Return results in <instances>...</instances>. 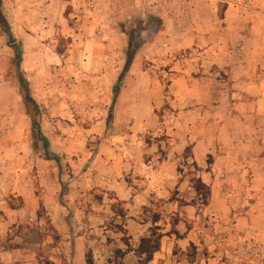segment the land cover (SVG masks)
I'll return each mask as SVG.
<instances>
[{
  "label": "rangeland",
  "instance_id": "obj_1",
  "mask_svg": "<svg viewBox=\"0 0 264 264\" xmlns=\"http://www.w3.org/2000/svg\"><path fill=\"white\" fill-rule=\"evenodd\" d=\"M65 4L70 25H83L92 13L97 24L107 21L120 33L132 26L133 46L140 37L147 41L153 37L146 31H153L158 21L150 14L187 7L186 0H66ZM131 12L141 18L130 17ZM6 23L0 20L4 45L10 46L3 54L11 60L6 78L16 83L20 98L19 127H0V264H264V177L255 189L251 162L240 154L224 161L220 152L223 104L233 97H204L203 109L176 100L171 65L165 59L158 67L152 62L143 65L151 75L149 81L126 79L122 69L113 82L110 105L117 104L122 94L125 107L117 112L110 107L105 132L114 135L116 155H121L122 141L128 148L122 153L128 192L107 190L104 183L71 191L69 181L88 168L105 173L107 134L87 137L84 144L74 146L72 155L51 151L45 133L59 134L61 125L58 118L41 113L37 104L26 105L25 87L30 91L22 44L27 35L21 28L11 31ZM54 37L57 49L70 39ZM189 53L182 52L183 60ZM218 71L209 65L192 75L205 72L204 77H216L203 82L211 91L231 88L228 75ZM51 88L56 89L57 83ZM29 115L38 122L42 139L34 135ZM43 117L48 119L46 129ZM196 138L204 139L206 147L195 152ZM101 148L104 161L97 164L94 156ZM42 157L53 160L59 206L47 208L39 198L38 205L29 208V180L38 188L53 185L39 172ZM143 242L147 250L158 245L151 258L141 253Z\"/></svg>",
  "mask_w": 264,
  "mask_h": 264
},
{
  "label": "crops",
  "instance_id": "obj_2",
  "mask_svg": "<svg viewBox=\"0 0 264 264\" xmlns=\"http://www.w3.org/2000/svg\"><path fill=\"white\" fill-rule=\"evenodd\" d=\"M48 1L3 0L0 10L11 31L21 28L20 31L27 35L22 44V65L29 81L30 96L41 113L58 118L61 125L59 134L45 133L50 149L53 153L72 155L74 146L84 144L87 137L107 134L105 129L110 107L114 112L125 107L122 94L117 104L111 105L113 82L119 79L126 63L128 39L124 32L116 31L107 21L103 25L97 24L92 13L83 25H70L65 16L66 0ZM186 4L185 9L176 13L172 10L157 11L159 14L154 12L153 15L162 20L163 29L139 46L126 72V79L134 77L149 81L151 75L143 65L152 62L153 67H158L165 59L171 65L176 100L184 99L188 106L203 109L204 97H233V101L223 104L225 118L222 126L219 125L218 136L220 152L224 161L231 160L232 155L245 156L251 162L257 189L264 177V0H186ZM137 7L139 10L140 6ZM135 12H131L130 17L141 18V14ZM1 32L0 29V127L8 124V128L17 129L20 97L16 83L6 78L11 60L9 55L3 54L10 46L4 45ZM54 36L70 39L57 49ZM41 39L47 41L41 42ZM186 50L190 53L183 60L182 52ZM114 55L119 65L116 76L113 74ZM209 65L219 70L218 74L223 71L228 75L233 82L231 88L211 91L203 82L214 81L216 77H204L205 72L194 74L196 77L192 75ZM99 66L103 70L100 71ZM52 71L55 76L51 75ZM54 83H57L56 89L51 88ZM21 109L23 112L24 108ZM196 119L187 122V129ZM47 123V117H43L42 128L46 129ZM109 133L105 138V143H109L105 150V173L98 169L92 172L88 168L77 175L78 178L69 181L71 191H84L88 184L104 183L107 190L122 194L128 192L123 178L127 163L122 156L128 148L122 141L118 147L121 155H116L113 145L117 147V144L113 141V133L110 130ZM203 141L196 138L195 152L206 147ZM102 154L103 148L95 154L97 164L104 161ZM81 159L84 163L85 156ZM52 161L42 157L39 170L51 178V187L41 185L38 188L29 180V208L36 207L39 198L47 208L59 206L56 198L58 183L51 167Z\"/></svg>",
  "mask_w": 264,
  "mask_h": 264
},
{
  "label": "trees",
  "instance_id": "obj_3",
  "mask_svg": "<svg viewBox=\"0 0 264 264\" xmlns=\"http://www.w3.org/2000/svg\"><path fill=\"white\" fill-rule=\"evenodd\" d=\"M149 17L151 19H154V20L156 19L158 22H157L156 28L153 31H146V33L148 35H152V34L160 32L163 29L162 20L160 18L156 17V16H153L152 14H150ZM0 20L2 22H5V18L3 17V15L1 13H0ZM125 33H127L128 47H127V50H126V53H125L126 54V63H125L124 68H123V73L121 74L122 76L124 74H126V72L128 71V69H129V67H130V65L132 63V60L134 58V55H135L136 51L138 50L139 46H141V44L147 42V39H141V37H140V42L138 43V45H136V46L132 45V40H133V38H132V36H133L132 35L133 27L132 26L130 28H127L125 30ZM25 91H26V93H25V96H24V100H25L26 105L35 106L36 103L32 99V97L30 96V93L27 92V88L26 87H25ZM29 117H30V115H29ZM30 118L32 119V127H33L32 131H33L34 135L36 136V138L42 139V135L40 133L38 122L36 120H33L32 117H30ZM144 242H146V240H144ZM144 242H143V246L141 248V249H143L141 251V253H146L151 258L152 254L158 249V245L155 244L154 247L152 246L153 248L151 250H147L148 246L144 245Z\"/></svg>",
  "mask_w": 264,
  "mask_h": 264
}]
</instances>
